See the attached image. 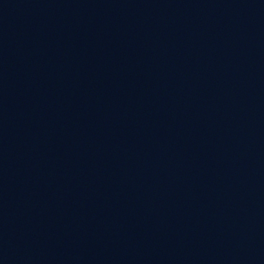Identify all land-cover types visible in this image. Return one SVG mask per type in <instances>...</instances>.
I'll return each mask as SVG.
<instances>
[{"label": "water", "instance_id": "1", "mask_svg": "<svg viewBox=\"0 0 264 264\" xmlns=\"http://www.w3.org/2000/svg\"><path fill=\"white\" fill-rule=\"evenodd\" d=\"M0 264H264V0H0Z\"/></svg>", "mask_w": 264, "mask_h": 264}]
</instances>
